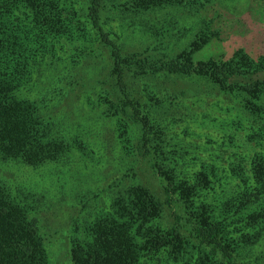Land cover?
<instances>
[{"label": "rangeland", "instance_id": "374dc122", "mask_svg": "<svg viewBox=\"0 0 264 264\" xmlns=\"http://www.w3.org/2000/svg\"><path fill=\"white\" fill-rule=\"evenodd\" d=\"M65 1L76 4L79 24H75L84 27L83 36L49 38L51 51L32 61L16 94L36 105L38 116L71 150L40 167L0 157V185L34 197L32 216L38 220L51 264H73L70 247L85 239L94 219L112 210L117 195L143 186L163 198L162 188L137 150L146 117L155 131L149 136L159 134L164 158L177 166L180 177L191 179L200 168H209L211 187L202 194L214 207L245 188L242 176L251 175L249 164L255 154L264 153V113L254 117L240 94L226 93L193 76L131 77L130 72L127 81L133 94L118 93L125 110H114L112 44L104 43L87 22L85 0ZM201 8L190 12L166 8L157 16L142 17L143 23L112 9L110 1L103 24L123 55H173L186 43L176 36L189 42L205 29L215 35L195 54V61L229 60L238 50L255 61L264 58V0H212ZM175 17L178 26L173 28ZM154 26L162 31L159 36L153 33ZM167 32L172 37H166ZM149 91L156 100L149 101ZM135 99L141 102L140 119L132 105ZM262 104L264 110V95ZM262 207L261 199L252 209ZM156 223L170 227V211L166 209ZM256 231L261 237L253 254L262 256L259 264H264V222ZM242 254L252 253L246 248Z\"/></svg>", "mask_w": 264, "mask_h": 264}, {"label": "trees", "instance_id": "16d2710c", "mask_svg": "<svg viewBox=\"0 0 264 264\" xmlns=\"http://www.w3.org/2000/svg\"><path fill=\"white\" fill-rule=\"evenodd\" d=\"M110 1L112 9L142 19L146 15L157 16L166 8L199 10L212 0H85L87 22L104 43L113 47V88L117 97L114 110H125V103L117 94L129 97L127 93H132L127 81L131 72V77L193 76L226 93L240 94L254 117L264 113L263 57L255 61L238 50L229 60L195 61V54L215 35L205 29L189 42L183 35L176 36L177 40L186 39V43L173 55H123L104 29L103 13ZM76 13V4L65 0H0V157L6 161L40 167L58 161L71 150L64 140L52 134L50 123L36 113V105L19 99L16 91L38 54L51 51L49 38L83 36L80 32L85 29L77 26ZM171 26H178V18ZM152 28L157 36L161 34L155 26ZM166 34L177 35L176 31H172V36ZM152 95L149 91V101L156 100ZM134 101L135 116L140 119L141 102ZM149 120L146 117L143 122L145 132L137 150L162 188L163 198L143 186H133L127 195H117L112 210L94 219L85 239L70 247L72 263L259 264L262 256L253 254V247L261 237L256 229L264 222V207L260 211L252 207L261 199L264 201V153L255 154L249 164L251 175L242 176L245 188L214 207L202 194L211 187L209 168H200L191 179L180 177L177 166L164 158L159 134L149 136V131L155 132L150 130ZM34 206L31 194L17 195L0 185V264H51L38 220L32 216ZM166 209L172 224L162 228L156 222ZM246 248L252 254L243 255Z\"/></svg>", "mask_w": 264, "mask_h": 264}]
</instances>
